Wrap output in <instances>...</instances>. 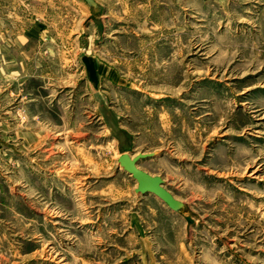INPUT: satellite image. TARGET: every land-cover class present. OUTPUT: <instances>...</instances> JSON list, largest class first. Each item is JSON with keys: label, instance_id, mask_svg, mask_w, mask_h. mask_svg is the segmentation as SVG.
<instances>
[{"label": "rangeland", "instance_id": "1", "mask_svg": "<svg viewBox=\"0 0 264 264\" xmlns=\"http://www.w3.org/2000/svg\"><path fill=\"white\" fill-rule=\"evenodd\" d=\"M94 1L0 0V264H264V0Z\"/></svg>", "mask_w": 264, "mask_h": 264}, {"label": "water", "instance_id": "2", "mask_svg": "<svg viewBox=\"0 0 264 264\" xmlns=\"http://www.w3.org/2000/svg\"><path fill=\"white\" fill-rule=\"evenodd\" d=\"M92 8L96 7L94 0H84ZM155 154L140 153L132 156L123 153L118 163L137 182L136 193L141 195H154L165 203L172 211L182 213L186 210L183 202L177 200L175 196L165 187V182L160 176H153L139 167L141 161L153 158Z\"/></svg>", "mask_w": 264, "mask_h": 264}, {"label": "crops", "instance_id": "3", "mask_svg": "<svg viewBox=\"0 0 264 264\" xmlns=\"http://www.w3.org/2000/svg\"><path fill=\"white\" fill-rule=\"evenodd\" d=\"M168 207V206H167ZM169 211H171L172 213H174V211H172L169 207L167 208Z\"/></svg>", "mask_w": 264, "mask_h": 264}, {"label": "bare ground", "instance_id": "4", "mask_svg": "<svg viewBox=\"0 0 264 264\" xmlns=\"http://www.w3.org/2000/svg\"><path fill=\"white\" fill-rule=\"evenodd\" d=\"M112 198V197H111ZM113 199V198H112Z\"/></svg>", "mask_w": 264, "mask_h": 264}]
</instances>
